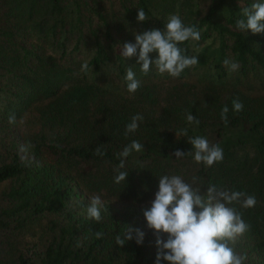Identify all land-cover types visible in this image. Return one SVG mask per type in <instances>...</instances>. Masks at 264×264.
Here are the masks:
<instances>
[{
    "label": "trees",
    "instance_id": "obj_1",
    "mask_svg": "<svg viewBox=\"0 0 264 264\" xmlns=\"http://www.w3.org/2000/svg\"><path fill=\"white\" fill-rule=\"evenodd\" d=\"M174 67L203 84L160 103ZM231 70L264 87V0H0V232L38 264H264V97Z\"/></svg>",
    "mask_w": 264,
    "mask_h": 264
},
{
    "label": "rangeland",
    "instance_id": "obj_2",
    "mask_svg": "<svg viewBox=\"0 0 264 264\" xmlns=\"http://www.w3.org/2000/svg\"><path fill=\"white\" fill-rule=\"evenodd\" d=\"M156 75L149 76L148 81L142 82V86L151 88L153 95L156 96L158 102H162L173 95L176 90L183 89L181 85L191 84L195 85L198 90L203 84L204 76L199 71H190L186 74H181L175 67L169 71L163 69H155ZM237 75L235 70L228 73L227 82L239 85V89L244 91L250 96L264 97V87L262 79L258 76L247 75L244 78H239L235 82ZM87 83H93L97 86L111 89L114 93L121 92V84L113 74L105 73H92L89 72L86 78ZM35 109L34 106L24 111L19 118L16 119V125L13 129L15 136L22 137L23 135L36 130L35 125ZM8 187L0 185L1 192L5 191ZM1 200V199H0ZM0 202V206H2ZM37 233L30 229V232L19 233L13 231L0 232V264H17V255H22L25 264H38L37 257L38 244Z\"/></svg>",
    "mask_w": 264,
    "mask_h": 264
}]
</instances>
